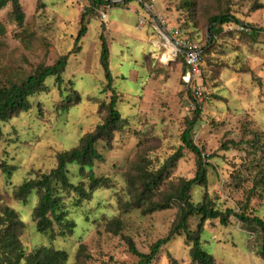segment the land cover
I'll list each match as a JSON object with an SVG mask.
<instances>
[{
  "label": "rangeland",
  "instance_id": "1",
  "mask_svg": "<svg viewBox=\"0 0 264 264\" xmlns=\"http://www.w3.org/2000/svg\"><path fill=\"white\" fill-rule=\"evenodd\" d=\"M20 2L23 27L13 19L11 4L0 11V84L20 83L60 57H69L61 86L56 78L49 79L46 91L31 99V110L2 126L0 201L15 209L25 223L21 241L27 253L53 245L67 252L65 264H138L127 239L140 252L150 253L151 246L172 230L180 209L173 204L169 210L144 214L132 206L129 176L141 169L158 170L182 151L155 199L175 193L181 180L194 178L196 157L181 148V137L197 112L192 138L212 158L207 182L192 189V200L201 202L209 196L221 211L243 209L258 171L249 166L253 158L245 142L255 132L264 133V0H137L126 9L113 5L94 9L90 0ZM223 13L242 24L225 25L211 43L210 19ZM83 14L87 34L75 48ZM159 17L180 40L206 47L200 73L190 84L184 79L188 69L184 71L183 61L164 58L170 48L164 46ZM241 25L250 26L251 32L241 31ZM101 35L110 51L117 108L128 123L110 141L97 144L104 161L95 163L94 173L108 178L109 186L97 189L91 201L80 205L74 194L67 197L65 206L76 228L70 235L56 227L51 243L34 221L38 193L22 202L15 191L26 180L54 169L58 154L77 147L103 122L102 104L109 103L112 93L103 92L107 82L101 66ZM193 87L202 92L200 99L192 96ZM5 164L9 172H4ZM72 172V181L87 182L77 177L78 168ZM237 175L246 181L239 184ZM249 213L264 219V198L253 199ZM117 221L120 231L113 228ZM201 224L202 245L216 264H264L259 255L261 239L237 220L224 227L218 220L202 222L194 217L190 228L195 231ZM189 251L185 237H175L153 264H173V260L191 264Z\"/></svg>",
  "mask_w": 264,
  "mask_h": 264
},
{
  "label": "trees",
  "instance_id": "2",
  "mask_svg": "<svg viewBox=\"0 0 264 264\" xmlns=\"http://www.w3.org/2000/svg\"><path fill=\"white\" fill-rule=\"evenodd\" d=\"M90 1L94 9L104 5L120 6L126 9L130 3L137 0H121V4L115 3L118 0ZM9 4L12 5L13 19L20 27H23L25 14L20 0H0V11ZM231 23L242 24L239 19L230 13L211 17L208 34L210 41H214L216 35L222 32L223 27ZM247 27L250 33L251 27ZM252 33L256 35L257 30L253 29ZM86 34L87 26L85 14H83L81 28L75 41V48H77L78 43ZM100 40L102 44L101 66L107 82L103 92L112 93L109 103L102 104V108L106 111L103 122L97 125L93 132L87 134L77 147L58 154L57 165L54 169L48 173L41 174L37 178L26 180L15 191L16 199L22 202H26L33 192L38 193L39 202L33 213L34 221L36 222L37 231L42 235H49L51 243L54 242L56 237V227L61 228L63 233L66 232L70 235L74 233L76 228V223L69 219V213L65 206L67 197H71L74 194L76 204L80 205L91 201L97 189L109 186L110 181L108 178L98 177L94 173L95 163L104 161L103 155L97 149V144L100 141H110L113 134L123 130L128 123L127 119L121 115L117 108L119 97L113 86L114 78L110 69V51L104 35L100 36ZM206 51V47L203 48L202 59H204ZM177 58L183 61L182 57ZM68 59V55L62 56L54 65L40 68L20 83L0 84V140L3 135V124L11 121L21 113L31 110V99L46 91V83L49 79L56 78L58 86H61L63 83L62 75L68 66ZM185 67L186 65L183 68L184 71ZM66 104L70 107L72 100L68 98ZM196 114L195 118L188 122L181 137L183 143L181 148L188 150L196 157L197 171L194 178L181 180L175 193L162 195L160 199H155L160 192L166 173L170 168L174 167L175 161L182 157V151L170 157L163 167L158 170L141 169L138 175L129 176V188L134 194L132 206L142 209L144 214H154L169 210L173 204H178L180 209L178 219L172 230L166 238L158 240L151 246L150 253L140 252L132 239L128 238L129 252L139 259L138 264H153L158 259L164 246L169 244L175 237L184 236L190 246L189 257L191 264H216L214 256L206 251L202 245V224L199 225L197 230L193 231L190 228V221L194 217H200L202 222L218 220L220 225L227 227L231 219H234L245 229L253 231L257 235L256 237L261 239L259 255L264 260V219L249 213L252 200H262L264 198V133L255 132L253 139L245 142L253 158L249 166L250 168L256 167L258 169L252 179V187L249 190L245 206L239 213L233 209L221 211L215 207L209 196H205L201 202H194L191 197L192 189L195 186L207 182L208 168H210L208 161L212 158L205 155L203 149L193 141L192 132L200 116L199 112ZM74 167L78 168L79 171L77 177H81L87 182L80 181L75 183L72 181L75 178L72 172ZM3 170L4 172H9V167L5 164ZM238 176L235 179L239 184L246 181V179ZM25 228L26 225L19 218L17 211L0 201V264H65L68 261L67 252L56 249L53 245L37 247L27 253L21 241V235ZM113 228H115V231H120V222L117 221ZM172 263L176 264V261L173 260Z\"/></svg>",
  "mask_w": 264,
  "mask_h": 264
},
{
  "label": "built area",
  "instance_id": "3",
  "mask_svg": "<svg viewBox=\"0 0 264 264\" xmlns=\"http://www.w3.org/2000/svg\"><path fill=\"white\" fill-rule=\"evenodd\" d=\"M104 17H106L105 14ZM159 22L160 24L157 23V25L160 28V33L165 44L164 46L167 48L168 45V48H171L172 50L170 59L175 60L177 57L183 58V61L188 69L184 79L188 84H190L192 78L198 77L200 73L203 47L188 40H180L177 37V31L167 28V22L164 19L159 17ZM246 28L244 25H241L240 30L248 31V28ZM191 92L195 99H200L203 96L202 92L196 87H193Z\"/></svg>",
  "mask_w": 264,
  "mask_h": 264
},
{
  "label": "bare ground",
  "instance_id": "4",
  "mask_svg": "<svg viewBox=\"0 0 264 264\" xmlns=\"http://www.w3.org/2000/svg\"><path fill=\"white\" fill-rule=\"evenodd\" d=\"M170 53H172V50H171V48L169 49V54ZM169 54L168 55H165V57L164 58H166V59H169ZM171 57V56H170Z\"/></svg>",
  "mask_w": 264,
  "mask_h": 264
},
{
  "label": "crops",
  "instance_id": "5",
  "mask_svg": "<svg viewBox=\"0 0 264 264\" xmlns=\"http://www.w3.org/2000/svg\"><path fill=\"white\" fill-rule=\"evenodd\" d=\"M169 56H171V53L169 54Z\"/></svg>",
  "mask_w": 264,
  "mask_h": 264
}]
</instances>
